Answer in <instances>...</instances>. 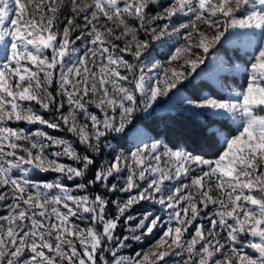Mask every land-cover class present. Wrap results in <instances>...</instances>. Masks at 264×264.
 <instances>
[{
  "label": "snow or ice",
  "instance_id": "snow-or-ice-1",
  "mask_svg": "<svg viewBox=\"0 0 264 264\" xmlns=\"http://www.w3.org/2000/svg\"><path fill=\"white\" fill-rule=\"evenodd\" d=\"M0 209V264H264V0H0Z\"/></svg>",
  "mask_w": 264,
  "mask_h": 264
},
{
  "label": "trees",
  "instance_id": "trees-1",
  "mask_svg": "<svg viewBox=\"0 0 264 264\" xmlns=\"http://www.w3.org/2000/svg\"><path fill=\"white\" fill-rule=\"evenodd\" d=\"M231 52L227 51V55L231 56ZM239 55L242 54L240 53ZM192 85L196 87L207 85V87H205V91H209L213 87L210 82L202 81L200 79L192 80ZM181 90L186 93L188 92L187 88H181ZM136 123L139 126L148 129L152 135L158 136L165 143L169 144V146H172L173 144H184L189 147V150L193 149V145L206 147L201 135L203 124L195 118L184 117L183 114L175 112L169 113L167 111H154L147 116H138ZM42 175H44L47 179H51L55 174ZM139 207L140 206H137L136 210L138 212L142 211V208Z\"/></svg>",
  "mask_w": 264,
  "mask_h": 264
},
{
  "label": "rangeland",
  "instance_id": "rangeland-1",
  "mask_svg": "<svg viewBox=\"0 0 264 264\" xmlns=\"http://www.w3.org/2000/svg\"><path fill=\"white\" fill-rule=\"evenodd\" d=\"M163 2L164 3H166L167 2V0H163ZM77 44L78 45H80L81 47H83V43H81L80 41H78L77 42ZM157 51H160L159 49H157ZM163 52L165 53V55H158L157 56V59H160L162 62H163V60L166 58V53H167V49L165 48L164 50H163ZM228 52H231V50H228ZM224 53H225V51L222 49L221 50V55H224ZM231 56H233V55H237L236 53H233V52H231ZM242 54V53H241ZM243 55V54H242ZM207 63V62H206ZM201 67H204L203 65L201 66ZM198 71H199V69H198ZM193 75H195V74H193ZM199 78H197V79H195V80H198ZM182 91V90H181ZM184 92V91H183ZM165 100L167 99V98H164ZM154 112V111H153ZM157 112H166V111H157ZM152 113V112H151ZM147 115H149V114H146V115H142V116H147ZM135 124H137L136 123V121L134 122ZM138 125V124H137ZM139 126V125H138ZM26 127H31V128H34V127H36V126H31V125H27ZM141 127V126H140ZM45 130H47V131H49L50 133H52L53 135H64V133H55V132H52V130H50V129H45ZM67 138H70V137H67ZM54 178V177H53ZM53 178H51V179H53ZM51 179H49V180H51ZM70 183V182H69ZM140 207L139 208H142V211H139V212H144V211H147V210H151V211H155L156 209L155 208H152V206L149 204V203H147V202H144L142 205H139ZM157 208L159 207V205H157L156 206ZM137 210V209H136ZM3 212V209H0V213H2ZM162 215H163V213H161ZM123 229H121L120 231H122ZM127 234V233H126ZM141 247H144V248H146V249H148V250H155L154 249V247L153 248H148V244L146 243V244H144V245H138V244H135V243H133V245H132V247H130V248H128V249H126V250H123L124 251V254H128V255H131L132 253H134L135 251H137V250H139ZM176 261H179L180 260V257H175L174 258Z\"/></svg>",
  "mask_w": 264,
  "mask_h": 264
}]
</instances>
